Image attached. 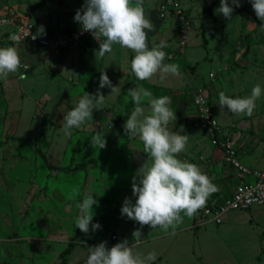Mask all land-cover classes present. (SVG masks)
<instances>
[{
	"label": "crops",
	"instance_id": "0c3cea01",
	"mask_svg": "<svg viewBox=\"0 0 264 264\" xmlns=\"http://www.w3.org/2000/svg\"><path fill=\"white\" fill-rule=\"evenodd\" d=\"M187 1L189 2V0ZM28 3L29 2L26 0H0V14L6 13L9 10V6H11L12 9L20 13V16L22 15L21 19L24 17L25 19L23 20H30L38 26H42L44 29L48 30V32H65L69 31L68 29H74L76 26H79V23L75 22L73 17L72 20L66 21L65 13H63L65 11L63 9L65 8L64 5H60L56 8V10H52V12H56L58 15L63 13L60 22H56L54 26L52 23H45L42 19V12L40 11L42 8L34 9V7L29 6ZM76 3L78 4V2ZM158 5L159 0H144L143 7L145 14L154 26V30H146L148 46L151 48L154 44H158L160 40H165L168 47L164 48L163 51H165L167 56L171 57V59L169 60L166 58L164 63L178 64L179 74L176 76L168 75L164 80H161L160 74L157 73L150 80H137L134 74L131 73V59L134 56V53L131 50L122 48L118 44H114L112 46L113 51L111 53H106L103 58H99L97 53V56L95 57V52L99 49V43L97 40H93V36H90L92 37L89 38L91 42L77 43L76 47H73L72 45L65 49L62 54H59L62 55V58L60 59V62L62 60V63H65V58L68 55L71 56L76 52L80 54L79 59L84 60L83 63L80 61L81 65L78 73L80 75L87 76V79L82 83L81 88H75V97L71 96V98L72 100H75V102H78L84 92L91 94L96 93L99 87L100 74L103 71L107 73L112 84L116 86V91L111 93V88L107 86L100 89V91L105 95V101L101 110L110 106L112 103H115L118 98H121L123 95L131 101L133 105L132 109H134V103L131 97L128 96V89L137 85L150 90L154 97L158 98L165 95L169 96L171 98L169 106L175 112L177 119L171 121L168 127L170 131L188 136L186 149L179 154L178 158L198 165L201 171L205 173L211 179L212 183L217 186L218 190L208 199L217 198L218 200H222L233 192L235 186L241 179L253 180L254 178L252 175H247L244 178L236 168L226 164L223 151L212 143L210 133L207 130L198 129L191 124V118L193 116V105L191 99L196 88L201 86L206 88L205 92L207 91L206 93L209 96L211 105L213 106L215 112V107L212 103V96L214 97L217 95L218 86L216 87L213 85L210 76H208L210 72L207 73L204 71L198 62L197 63L199 65H194L195 59L192 62L187 59L186 50L183 55L179 54L175 23L168 19H160L158 15ZM186 6L189 8L187 3ZM77 7H75V10H70L73 11L74 15L76 10L81 8ZM46 17L51 18L48 13ZM57 17L59 18V16ZM194 33L195 31L193 29L192 36ZM25 43H29L27 44L28 46H26ZM12 46L17 48L21 63L29 62L32 64V62L27 58L31 54V58H35L36 60L43 58V55L40 54L41 48L50 50L51 52L49 55L51 58L54 57L53 55H56L50 48L41 47L28 41L20 42L17 45ZM189 53L191 56L192 52L189 51ZM89 55L93 60V64L89 62ZM47 64L48 67L49 63ZM219 64L221 65V63L216 64L213 62L209 66V70L211 67L214 68L215 66H218L219 68ZM192 67H195L194 70ZM28 71L29 70H27V72ZM27 72L25 74H27ZM206 73L207 78L204 77ZM28 96L30 95H26L25 91L21 96L20 104H16L17 107H13L11 105L10 109L7 106L0 109L1 116L3 118V121L0 118V141L7 142V138L5 137L11 133V136H14L17 140L23 142V147L27 146L25 141L18 138H31L34 132V130L31 129V123L40 120L37 118L36 112H33L30 124L23 121V110L25 107L23 104L25 103V97L29 98ZM68 97L69 96H67L64 100V104L67 107L69 104ZM3 99L6 98L4 97L2 100ZM61 102L62 101L60 100L59 104ZM142 106L145 107L147 112L148 105L146 101ZM67 107L65 109L57 108L54 112L59 115L58 111L62 110L63 114H65L69 110V108L67 110ZM223 113H226V111L223 110ZM48 114L49 113H47V115ZM215 114L224 126H226L230 132L235 134L236 145L240 152L242 162L250 168L264 169V131L258 130L253 133L247 132L241 128L242 126H237L235 122L230 120L225 121L224 119L222 120L216 112ZM51 121L49 122L50 124H44V126L47 125L45 129L52 125ZM2 122H4L3 126ZM58 127L59 130H62V125ZM96 133H99L106 139L107 143L104 149H99L98 147L92 148L90 146L89 140ZM57 135H59V133ZM42 136L46 137L45 131ZM69 139L71 142L67 143V145H63L61 142H58V138L57 140L52 139L50 141L44 139L46 145H43V141H41V145L44 148L39 146L38 142H34L33 145L29 146L30 155L26 161L28 164L23 168L27 171L30 179L34 180L35 189L40 190V187L42 186L45 187L46 191L50 194H45L42 197L35 196L34 199L29 198L28 202L31 205L38 204L40 207L43 204L47 205L45 208L46 215L52 218V221L58 223V227L63 228L64 232L67 233L68 236H71L70 240L75 238V241L78 243L68 256V264H84L88 255L89 246L98 245L103 241L106 242L107 247H111L124 239L129 241V245L134 243L132 232L137 228H141V226L137 222L128 219L126 215L121 216V207L125 197L130 198L132 202L135 203L136 198L132 195V178L136 172L134 170L135 166L132 161V156L137 152H144L143 144L138 138L130 140L126 136L125 132L121 130H117L110 135H104L101 129L84 130L73 128L71 129V136ZM14 140L15 139H13V141ZM79 140L81 141L79 146L80 148L74 153L73 147L76 144L78 145ZM13 141H8L7 143H13ZM36 148H39L42 153L37 152ZM43 154L46 155V159ZM144 154L148 159V154ZM5 156L6 154L2 151V148H0L1 166L5 168L6 173L10 178H13L18 183L21 182L23 177L21 174V166L19 164H16V166L13 165L15 162H18L21 157L10 156L5 158ZM9 158H11V160ZM60 158L62 163L59 161ZM89 158H95L98 161V164L95 167L88 168L87 183H85V171L64 172L57 169L58 167L70 164L72 159L75 163H80ZM29 184L30 182H27V185L26 183H23L24 188L21 184H17L18 195H21L24 192L26 194L31 186ZM0 187H3L2 182L0 183ZM74 191H77L79 194L76 195L75 198L70 199L69 197ZM85 194H92L97 200V204L92 206L94 211L92 222H98L101 225V228L95 232L91 231L90 225V231L88 234L82 233L75 227V218L79 214L77 204L82 202ZM18 200L20 204L22 203L25 205V200H21L20 197ZM247 211L250 213V217L252 219L251 221L255 220L256 222L264 225V206L255 205ZM181 215L184 216L183 213H181ZM22 217L24 220L29 218L28 222H30V224H34L31 223L32 220L30 216L25 215ZM229 218L230 216L227 214L224 220H228ZM193 220L194 216L192 218L184 216L183 223L177 227L174 235L170 234L171 230H169V233L166 234L159 228L151 229L149 226H143L141 229L143 233L141 243L134 249V251L144 255L155 251L157 259L153 261L152 264H158L157 260L160 261L164 259L169 244L173 245L180 243V239L184 240L187 235L191 234L194 230ZM223 222L221 224H223ZM44 225L45 224H43V226ZM58 227H55V229ZM1 228H3V226H1ZM26 229H29V227ZM52 229L54 232V234H52L55 238H57V242L54 241L55 243H47L48 241L44 242L47 239V234H49L47 229L43 232H33L32 235L27 238L22 235H18V238H22L23 240L34 242L36 239L38 240L36 241L37 243L39 242L42 244L40 249H38L35 253L34 264H46V258H50L52 255L54 258L57 257L58 260L56 262L59 264L60 261L63 262V260L59 258V254L66 248L67 245L65 246L64 243H61V239L57 237L58 234L56 233L59 232V229L55 230L54 226ZM109 233H116L118 238L112 240ZM41 248L43 250H41ZM77 254L79 257L81 256V261L78 257L73 259V257Z\"/></svg>",
	"mask_w": 264,
	"mask_h": 264
},
{
	"label": "rangeland",
	"instance_id": "374dc122",
	"mask_svg": "<svg viewBox=\"0 0 264 264\" xmlns=\"http://www.w3.org/2000/svg\"><path fill=\"white\" fill-rule=\"evenodd\" d=\"M26 1L29 2V6H33L34 9L42 8V10H40L42 12V19L45 23H52L54 26L56 22H60L63 13H65L66 21L72 20V17L74 20V13L70 10H75L77 6L82 7L84 3V0ZM183 1L185 6L186 3L189 5L188 9L192 14L195 31L186 48L187 59L190 62L195 59L194 65L197 66L199 63L201 68L207 73L215 72V77L211 78L213 85L219 87H217V95L214 97L212 96L215 112L222 120L233 121L237 126H242L241 128L247 132L264 131V92H262L261 97L256 101V107L251 116L232 114L228 112L227 106H225L224 109L220 108L218 104V94L220 91H224L226 95L235 98L250 95L252 87L257 84L264 89V28L260 26L261 23L264 22L256 17L250 0H240V5L245 6L246 11L234 9L230 19L214 11L220 6V0H218L213 7L214 10H212L216 20L212 22V24L209 23L206 25V37L208 40L206 47L203 44L201 36V24L208 18L207 14L203 11V7L207 5L210 0ZM76 2H78V4ZM60 5L65 6V8H63L65 11L63 13L58 15L56 12H52V10H56ZM8 9H12L11 6H9ZM47 13L50 14L51 18L46 17ZM57 16H59V18ZM22 19L25 18L23 17ZM72 29L68 30L71 31ZM66 32L68 31L59 33L49 31L48 33L50 35L63 36ZM89 38L92 37L79 40L72 43L70 46L73 45V47H76L77 43L91 42ZM93 40L96 41L95 39ZM27 44L25 43L26 46H28ZM189 51L192 52L191 56L189 55ZM50 52L51 51L48 49L41 48L40 54L43 55V58L36 60L35 58H31L32 54L27 57L32 64L27 62L28 65H30V69H28L29 71L25 74L26 79L19 78L20 73H22L21 68L17 72L18 74H10L6 80L0 79V109L4 106L10 109L11 105L15 107L16 104H20L21 96L26 91V95L30 96H28L29 98L25 97V103L23 104L25 106L23 110V121L30 124L33 112H36L37 118L40 119L39 121L37 120L31 123V129L34 130V132L31 138L28 137L30 138L29 140H25V137L18 138L26 142V147H23L22 141L17 140L15 137H10L11 133H9L7 142L15 139L13 143L4 142L0 145V148H2V151L6 154L5 158L10 156L21 157L18 162L12 164L15 166L19 164L21 166V174L23 176L21 182H16V180L8 176L5 168L1 166L2 163H0V183L2 182L3 185V187H0V225L3 226V228L0 226V263L4 264H34L35 253L40 249L42 244L39 242L37 243L36 241L38 240L36 239L34 242L23 240L22 238H18V235L27 238L32 235L33 232H43L47 229L49 234H47V239L44 242H57V238L53 235L54 232L52 228L53 226L54 229L58 227V223L52 221V218L46 215L45 208L47 205L43 204L40 207L38 204L31 205L28 202L29 198L34 199L35 196L42 197L49 193L46 191V188L42 186L40 190L35 189L34 180L30 179L27 171L23 167L28 164L26 161L30 155L29 146L33 145L34 142H38V145L42 148L44 147L41 145V141H43V145H46L44 139L50 141L52 139L57 140L58 138L57 141L61 142L63 145H67V143L71 142L69 139L70 136H66L63 129L59 130L58 127L63 125V116L66 115V113L63 114L62 110H59V115H57L54 110L57 108L65 109L67 107L64 104V100L67 96H69L67 110L74 106L76 102L72 100L71 96L75 97V88H81L87 76L78 73L80 65L84 61L83 59H79V53L76 52L71 56L68 55L65 58V63H62V60L60 62L62 55L53 51L56 55H53L54 57L51 58L49 55ZM60 54H62V52ZM89 57V62L93 64L90 55ZM213 62L216 64L221 63V65L219 64V68L215 66L214 68L211 67L209 70V66ZM47 63H49L48 67ZM194 68L195 67H192L193 70ZM207 73L204 75L205 78H207ZM4 97L6 99L2 100ZM60 100L62 102L59 104ZM127 105L133 106L131 101L123 95L110 106L102 110H94L93 118L86 121L77 129L100 130L105 128L104 130H110L107 127L109 125H113V127L118 129L120 128L119 119L126 118L129 115V113H127L128 111L125 110V106ZM223 110H225L226 113H223ZM47 113L49 114L47 115ZM0 118L1 120L3 119L1 110ZM50 121L52 122V125H50L51 127L48 126L45 129L47 125L44 126V124ZM3 125L4 122H2V126ZM44 131L46 137L42 136ZM58 133L59 135H57ZM9 159L11 160V158ZM59 161L62 163L61 158ZM27 182H30V189L26 194L24 192L18 195L17 184H21L23 187V183L27 185ZM19 197L21 200L26 201L25 205L22 203L20 204L18 200ZM228 214L230 218L224 220L221 225L210 223L200 228L193 227L194 230L191 234L187 235L184 240L180 239V243L173 245L169 244L164 259L160 261L157 260V263L264 264V225L255 220L251 221L250 213L247 210H235ZM25 215L30 216L32 220L31 223L34 224L28 222L29 218L24 220L22 216ZM43 224H45V227ZM27 227H29V229H26ZM55 230L60 232L56 233L58 234L57 237H59L62 241L61 243H64L66 246L71 236H68L63 228L58 227ZM41 250L43 249L41 248ZM76 257H78L80 261L82 260L81 256L79 257L78 254L75 255L73 259ZM57 260V257L54 258L52 255L50 258H46L45 261L46 264L47 262L48 264H59L56 262ZM60 264H63V262L60 261Z\"/></svg>",
	"mask_w": 264,
	"mask_h": 264
},
{
	"label": "clouds",
	"instance_id": "9594fccd",
	"mask_svg": "<svg viewBox=\"0 0 264 264\" xmlns=\"http://www.w3.org/2000/svg\"><path fill=\"white\" fill-rule=\"evenodd\" d=\"M211 2V0H210ZM258 19L264 22V0H250ZM144 0H84L80 9L74 15V21L81 26L82 32H90L99 43L95 57L103 58L106 53L113 51V45L131 50V73L137 80H150L157 73L164 80L168 75L179 74V65L164 63L167 56L164 48L168 47L165 40H160L151 48L147 42V31L154 30L150 19L143 7ZM234 7H240V0H220L216 13L225 18H231ZM264 28V23L260 25ZM44 28L37 29L32 34L35 40L42 34ZM103 37V40H101ZM10 39L14 44L20 41L19 36L13 34ZM18 50L15 46L0 47V79L6 80L11 73H17L21 67ZM20 79H26L25 73H20ZM105 86L116 91L106 72H101L99 87L96 93L84 92L78 102L63 116L62 129L66 136H71V129L80 128L86 121L93 118V110H101L105 95L100 89ZM264 89L257 84L252 87L251 94L245 97H231L224 91L219 92L220 108L227 106L228 112L236 115L251 116L256 107V101L261 97ZM128 96L134 103V109L128 115L123 127L126 136L139 139L143 144V152L148 154L147 161L141 165L132 178V195L135 203L125 197L121 216L137 222L141 228L132 232L134 243L124 239L111 247L106 242L89 246L84 264H152L157 259L155 251L146 255L137 253L134 249L141 243L143 226L151 229L159 228L166 234L174 235L177 227L183 223L184 216L192 218L198 210L206 205L207 199L218 189L211 179L201 171L198 165L179 159V154L185 151L188 136L170 131L169 124L177 119L175 112L169 106V96L154 97L152 92L140 86L128 89ZM147 102L146 112L143 103ZM216 121L212 120V125ZM106 139L96 133L89 140L92 148L106 147ZM79 193L74 191L69 197L75 198ZM97 200L92 194H85L82 202L77 204L79 214L75 218V227L82 233L88 234L101 228L93 223V205ZM184 214V216L181 215Z\"/></svg>",
	"mask_w": 264,
	"mask_h": 264
},
{
	"label": "built area",
	"instance_id": "2783aa9c",
	"mask_svg": "<svg viewBox=\"0 0 264 264\" xmlns=\"http://www.w3.org/2000/svg\"><path fill=\"white\" fill-rule=\"evenodd\" d=\"M158 15L162 20L168 19L175 23L177 48L179 54L183 55L194 29L191 13L184 1L159 0ZM39 27L30 20L21 19L14 9H9L6 13L0 14V47L17 45L10 39L13 34H16L20 38L19 43L28 41L41 47L51 48L55 53L60 54L72 43L92 36L90 32H82L79 25L63 36L50 35L44 29V32L38 34L33 40L32 34H37ZM101 39L103 40V37ZM21 64L25 65V63ZM26 65L28 66L26 70L23 66L21 67L22 73L30 69V65ZM209 76L215 77V72H210ZM191 101L193 105L191 124L210 133L212 143L223 151L226 164L236 168L244 178L247 175H252L254 178L253 180L241 179L233 192L222 200L207 199L206 205L194 215L193 227L200 228L210 223L221 224L225 216L232 211L248 210L255 205L264 206V169L250 168L242 162L235 134L230 132L216 116L203 86L196 88ZM213 119L216 121L215 125H212ZM107 127L113 131L117 129L113 125ZM109 236L112 240L118 238L116 233H109Z\"/></svg>",
	"mask_w": 264,
	"mask_h": 264
},
{
	"label": "trees",
	"instance_id": "16d2710c",
	"mask_svg": "<svg viewBox=\"0 0 264 264\" xmlns=\"http://www.w3.org/2000/svg\"><path fill=\"white\" fill-rule=\"evenodd\" d=\"M218 2V0H211V2H209L207 5H205L203 7V11L207 14L208 18L206 21H203L202 24H201V36H202V39H203V44L207 47V44H208V40H207V37H206V25L209 24V23H212L216 20L214 14H213V7L215 6V4ZM231 3V1H229ZM234 9H237L239 11H246V7L245 6H242L240 5V7H234ZM250 12V11H249ZM251 13V12H250ZM257 17V16H256ZM125 110L128 111L127 113H131V111L133 110L131 106L127 105L125 106ZM121 114V112H120ZM127 118V117H126ZM126 118H120L119 119V126L120 128L116 129L115 131L113 130H103V134L104 135H110L112 134L113 132H116L117 130H121V131H124V122L126 120ZM10 137H13L14 136H10ZM6 138L8 139L9 138V134L6 136ZM6 139V141H7ZM30 138H26L25 140H29ZM5 141H0V145L3 144ZM80 143L81 141L79 140L78 141V145L76 144L74 147H73V152L75 153L80 147ZM36 151L37 152H41V150L39 148H36ZM43 156L45 157L46 159V155L43 154ZM98 164V161L95 159V158H89V159H86L85 161L83 162H80V163H75L74 160L72 159L71 163L66 165V166H61V167H58L57 169L59 171H64V172H77V171H85V183H87V177H88V168L89 167H95L97 166ZM78 243L75 241V238H73L72 240H70L66 246V248L61 251V253L59 254V258L63 260L64 264H68V256L71 254V252L73 251V249L76 247ZM0 264H4V263H0Z\"/></svg>",
	"mask_w": 264,
	"mask_h": 264
},
{
	"label": "water",
	"instance_id": "95a60500",
	"mask_svg": "<svg viewBox=\"0 0 264 264\" xmlns=\"http://www.w3.org/2000/svg\"><path fill=\"white\" fill-rule=\"evenodd\" d=\"M132 161H133L134 166H135L134 170L137 173V171L139 170L141 165L147 161V156L144 153L137 152V153L133 154Z\"/></svg>",
	"mask_w": 264,
	"mask_h": 264
}]
</instances>
